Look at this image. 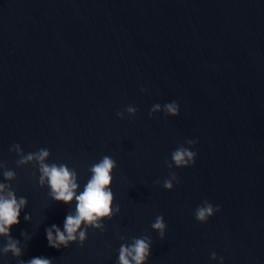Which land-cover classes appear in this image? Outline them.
Here are the masks:
<instances>
[{
    "label": "water",
    "instance_id": "1",
    "mask_svg": "<svg viewBox=\"0 0 264 264\" xmlns=\"http://www.w3.org/2000/svg\"><path fill=\"white\" fill-rule=\"evenodd\" d=\"M172 102L179 115L165 116ZM17 144L74 169L77 195L111 157L119 213L83 246L49 247L45 230L63 231L75 201L54 202L37 167H18ZM180 146L195 164L169 169ZM0 164L16 174L0 168V183L28 201L11 228L23 254L0 264H118L141 237L147 264H264V0H0ZM205 201L220 211L199 223Z\"/></svg>",
    "mask_w": 264,
    "mask_h": 264
},
{
    "label": "clouds",
    "instance_id": "2",
    "mask_svg": "<svg viewBox=\"0 0 264 264\" xmlns=\"http://www.w3.org/2000/svg\"><path fill=\"white\" fill-rule=\"evenodd\" d=\"M161 111L159 104L154 105L149 113L151 117ZM126 112L129 116H134L136 109L128 107ZM165 116L176 117L179 115V106L172 102L165 104L163 107ZM120 119H124L123 113H117ZM189 146H194L195 141H188ZM19 159L17 166L22 167L33 164L38 168L39 186L42 188L45 183L50 189L49 195L56 203H64L71 205L75 201V213L68 214L65 218L63 231L56 225L47 228L46 237L49 247L59 250L61 247L68 248L71 244L79 243L83 246L87 239L88 229L104 231L102 221L110 220L114 214H118L119 206L113 208L114 196L111 191L113 183L112 174L117 167L116 162L109 156H104L98 163L90 168L91 177L81 191L77 195L79 188L77 182V173L74 169H69L65 164H48L50 152L46 148H42L35 153L27 155L21 150L20 146L14 145L12 149ZM196 153L189 148L180 146L171 154L172 163L168 164L169 169L173 164L176 168H187L195 164ZM0 168H4L3 177L6 181L16 179V174L12 170H7L3 164ZM174 182H177L175 173H170L168 179L163 182V187L172 191ZM27 199L23 196L17 198L15 192L11 188L10 183H0V237L6 239V245L0 248V253L7 256L9 253L13 257L19 259L22 256V249L19 240L12 238L11 228L19 224V217L22 209L27 206ZM220 208H214L207 201L203 206L198 207L195 218L199 223H207L209 218L213 217ZM25 221H30V215L25 214ZM152 229L159 233L161 240L164 239L166 225L163 216H158L152 224ZM25 239H28L26 233H21ZM151 240L148 237L136 238L130 245L122 244L119 249L118 264H147L150 257ZM213 260H216V254L213 253ZM20 264H52L48 258L37 257L21 261ZM221 264L223 261L221 259Z\"/></svg>",
    "mask_w": 264,
    "mask_h": 264
}]
</instances>
